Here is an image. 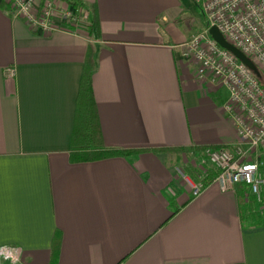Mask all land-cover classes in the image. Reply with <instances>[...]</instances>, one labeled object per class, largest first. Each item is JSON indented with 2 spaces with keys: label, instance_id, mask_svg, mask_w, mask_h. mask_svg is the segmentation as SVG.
Segmentation results:
<instances>
[{
  "label": "crops",
  "instance_id": "crops-1",
  "mask_svg": "<svg viewBox=\"0 0 264 264\" xmlns=\"http://www.w3.org/2000/svg\"><path fill=\"white\" fill-rule=\"evenodd\" d=\"M81 1L94 35L89 15L43 32L0 0V249L21 251L0 264H264V191L246 203L206 163L190 192L200 147L240 141L226 89L183 56L185 0ZM88 45L104 146L140 152L70 160Z\"/></svg>",
  "mask_w": 264,
  "mask_h": 264
},
{
  "label": "built area",
  "instance_id": "built-area-1",
  "mask_svg": "<svg viewBox=\"0 0 264 264\" xmlns=\"http://www.w3.org/2000/svg\"><path fill=\"white\" fill-rule=\"evenodd\" d=\"M2 1L34 30L51 32L78 26L69 13L60 19L51 0ZM69 8L75 16L74 10ZM200 8L206 29L183 44V56L192 61L198 82L226 89L227 98L222 108L233 121L240 145L202 149L199 180L189 182L190 192L196 196L204 189V166L208 163L217 171L215 181L222 191H234L243 185L248 194L261 203L264 191V85L232 52L219 46L208 29L215 26L228 43L246 55L259 71H264V0H200ZM81 11L87 18L88 12ZM71 20L75 22L70 24ZM8 72L13 74L12 69ZM20 255L17 248L0 249V261L18 262Z\"/></svg>",
  "mask_w": 264,
  "mask_h": 264
},
{
  "label": "trees",
  "instance_id": "trees-1",
  "mask_svg": "<svg viewBox=\"0 0 264 264\" xmlns=\"http://www.w3.org/2000/svg\"><path fill=\"white\" fill-rule=\"evenodd\" d=\"M60 1L65 2L69 7H71L76 15L81 10L87 11L90 17V26L88 34H96L97 15L94 7H90L81 0ZM95 70L96 65L94 49L91 45H88L77 100L75 127L71 139L70 160L74 162L92 161L111 157H124L130 153L140 152V150H124L107 148L104 146L102 136L99 130L96 105L91 87L92 75L94 74ZM259 72L261 74V78L264 79V71L260 70ZM261 78L259 77V82L264 85V83H262L261 81ZM217 147L218 146H210V148ZM200 148L204 149L205 147ZM177 150L186 151V149ZM238 189L239 195L241 199L243 198L244 202H249V204L253 203V201L250 199L246 201L247 199L246 197H244V186H241ZM246 203H244V206L247 205ZM53 250L54 254H57V242H55Z\"/></svg>",
  "mask_w": 264,
  "mask_h": 264
},
{
  "label": "rangeland",
  "instance_id": "rangeland-1",
  "mask_svg": "<svg viewBox=\"0 0 264 264\" xmlns=\"http://www.w3.org/2000/svg\"><path fill=\"white\" fill-rule=\"evenodd\" d=\"M51 1L53 3L54 10L57 13H60V15H58V17H60V19H61L62 15L64 16V14L69 13L70 16L74 17V20L77 21L76 23L78 25H81L82 27L86 25L88 19L86 18L85 13L80 11V12H82V14L77 13V15L75 14L76 16H74L72 14V11L70 10V8L64 4H61L59 2V0H51ZM182 6H183L182 7L183 8V15L185 14L184 16L182 15V26L188 32L193 33L194 35L205 30L207 24H206L205 17L203 16V14L201 12L200 0H185L182 3ZM74 20H71L72 22H70V24L73 23ZM260 78H261V76H260ZM261 81H262V83H264L263 78H261ZM189 158H191V156H189ZM191 166L196 167V169L199 170V174H200L201 169L199 168V165H194V166L190 165V167ZM199 174H197V176H199Z\"/></svg>",
  "mask_w": 264,
  "mask_h": 264
},
{
  "label": "water",
  "instance_id": "water-1",
  "mask_svg": "<svg viewBox=\"0 0 264 264\" xmlns=\"http://www.w3.org/2000/svg\"><path fill=\"white\" fill-rule=\"evenodd\" d=\"M209 35L217 42V44L230 52H232L240 61H242L253 73L259 78L261 76L258 68L255 64L246 56L244 55L238 48L233 46L232 44L228 43L221 32L215 27L212 26L208 29Z\"/></svg>",
  "mask_w": 264,
  "mask_h": 264
}]
</instances>
